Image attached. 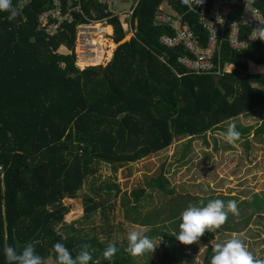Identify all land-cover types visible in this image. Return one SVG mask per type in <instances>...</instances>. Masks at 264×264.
<instances>
[{"label": "trees", "instance_id": "obj_1", "mask_svg": "<svg viewBox=\"0 0 264 264\" xmlns=\"http://www.w3.org/2000/svg\"><path fill=\"white\" fill-rule=\"evenodd\" d=\"M80 1L86 15L93 17L94 10L97 18L105 15L98 0ZM163 1H138L131 18L135 33L128 40L121 41L129 30L120 19H109L118 44L104 70L102 65L80 69L75 64V25L86 21L83 14L75 13L72 23L50 36L38 21L50 0H26L11 22L7 13L0 12V264H5V248L19 249L32 240L40 241L36 251L45 264H56L51 249L57 242L73 254L87 245L93 257L90 264H134L135 259L124 251L127 240L123 245L113 243L119 251L108 261L102 254L108 243L95 235L73 228L75 233L65 228L66 236L62 235L56 227L68 211L64 197H74L95 171L96 161L123 165L166 148L176 137L202 135L255 108L264 112V71L251 72L248 65L251 61L264 66V42L257 39L241 51L224 42L221 62L234 67L222 72L215 85L214 75L188 73L178 63L185 52L182 47L169 48L159 42L161 34L174 33L168 24L155 23ZM168 1L177 10H185L179 0ZM253 5L263 13L264 23V0ZM184 18L204 43L206 36L196 17L185 13ZM249 28L244 26L240 36ZM60 46L67 51L58 52ZM256 133L264 134V117ZM112 185L118 193V184L110 182L108 192ZM145 185L173 192L162 170ZM144 190H132L136 211ZM211 199L236 197L219 194L201 200L206 204ZM102 207V200L86 198L83 217ZM172 210L167 218L178 228L184 208ZM130 220L146 224L134 217ZM214 235L215 231L206 232L201 239L211 242ZM163 237L176 240L166 232ZM212 245L205 249L206 264H210ZM145 255L146 264L180 261L165 253L168 261L155 263Z\"/></svg>", "mask_w": 264, "mask_h": 264}, {"label": "rangeland", "instance_id": "obj_2", "mask_svg": "<svg viewBox=\"0 0 264 264\" xmlns=\"http://www.w3.org/2000/svg\"><path fill=\"white\" fill-rule=\"evenodd\" d=\"M164 3L161 6L168 10ZM118 18L124 29H127L126 17L119 15ZM107 26H111L109 33L104 30V33L90 40L93 48L95 46V57H81L82 43L79 38L74 39V53L77 56L75 64L80 69L91 65L106 66L112 59L118 43L114 39L113 25ZM131 33L134 31L129 30L121 41L128 40ZM96 42H102L103 45L97 46ZM111 43L115 47L108 58ZM57 51L67 50L60 46ZM250 68L251 72H259L252 64ZM263 117L261 108L252 109L224 121L219 128L207 130L202 135L193 138L176 137L166 148L123 165L96 161L95 171L87 175L74 197H64L62 200L68 211L63 222L57 225V230L66 236L65 228L75 233L70 229L73 228L89 236L95 235L105 243L123 245L129 231L145 228V234L157 244L152 255L148 253L155 263L167 262L166 253L171 258L180 259L178 264H206L203 257L207 244L226 240L234 234L245 241L256 257L264 255V134L256 133ZM232 123L241 132V139L229 145L220 134ZM160 170L167 176V186L173 189L172 193L145 185V181L156 176ZM107 182L117 183L119 192L116 185H112L108 192ZM140 187H145V190L136 204V211L133 208L135 200L132 190ZM219 194L236 197L239 215L229 214L227 221L215 230L211 242L200 239L199 243L186 246L177 240L163 237L164 232L172 234L178 231L177 226L167 218L171 217L173 207L177 210L185 209L189 201L199 203L205 197ZM88 197L102 200L103 207L84 218V200ZM131 217L145 221L146 224H134ZM185 255L190 259L185 258ZM146 260V255H143L135 258L134 264L149 263Z\"/></svg>", "mask_w": 264, "mask_h": 264}, {"label": "built area", "instance_id": "obj_3", "mask_svg": "<svg viewBox=\"0 0 264 264\" xmlns=\"http://www.w3.org/2000/svg\"><path fill=\"white\" fill-rule=\"evenodd\" d=\"M138 1L98 0L105 15L97 18L95 10L93 17L85 14L80 0H50V7L44 9L38 16L39 26L45 34L51 36L63 29L64 25L72 23L75 13L83 14L86 21L75 25V39L79 38L82 43L81 57L89 59L95 57V46L93 48L90 40L95 34L104 33L111 17L123 15L127 24L125 30L134 31L131 18ZM179 3L185 7L184 11L177 10L165 0L164 4L168 10L163 9L161 4L155 13V23L168 24L174 30L173 34H161L158 40L166 47L184 49L185 52L178 57V63L185 67L188 73L220 75L222 72H229L228 67L231 65L221 62L220 52L223 43L227 42L230 48L241 51L255 41L251 39L254 29L263 26L260 24L263 23V13L255 5L246 12L244 0H203L202 4H197V0H189L188 4L179 0ZM127 4L128 7H125ZM185 13H192L196 17L206 36L204 43H201L200 35L189 27L184 18ZM96 23H100L101 27L95 28ZM244 26L250 28L248 33L241 37ZM134 33H131L130 37ZM71 52L72 50H69V53Z\"/></svg>", "mask_w": 264, "mask_h": 264}, {"label": "clouds", "instance_id": "obj_4", "mask_svg": "<svg viewBox=\"0 0 264 264\" xmlns=\"http://www.w3.org/2000/svg\"><path fill=\"white\" fill-rule=\"evenodd\" d=\"M26 0H0V12L7 13L9 22L15 20ZM188 4L189 0H182ZM203 0H197L202 4ZM255 3V0H244L245 11ZM264 25V23H260ZM252 40L264 42V27L254 29ZM223 141L234 145L241 139V132L237 130L235 123L229 124L226 131L220 134ZM229 214L239 215V207L236 200L224 201L222 199H211L206 204L189 203L180 213L178 219V231L171 235L182 245H193L199 243L206 232L219 229L228 219ZM147 229L131 230L127 233V246L124 249L132 258L142 257L146 253L155 251L157 244L145 233ZM39 240H32L17 249L9 246L4 249L5 264H45L44 258L36 251ZM56 264H90L93 257L87 245H82L80 250L73 254L64 244L57 242L52 246ZM119 251L113 243H108L103 251L105 260L110 261ZM210 264H264V258L256 257L247 247L245 241L237 235L216 242L211 248Z\"/></svg>", "mask_w": 264, "mask_h": 264}, {"label": "bare ground", "instance_id": "obj_5", "mask_svg": "<svg viewBox=\"0 0 264 264\" xmlns=\"http://www.w3.org/2000/svg\"><path fill=\"white\" fill-rule=\"evenodd\" d=\"M95 28H99V27H101V24L100 23H96L95 24V26H94ZM109 28H111V26H105V30L109 33V31H108V29ZM112 31L110 30V33H111ZM113 33V32H112ZM94 36H98V34H96V35H94ZM99 37H101V36H99ZM94 43H95V41H94ZM105 43H106V41H105ZM103 45V43L102 42H96V44L95 45ZM115 47V45L113 44V43H111V49L109 50V52H108V58L111 56V54L113 53L112 51H113V48ZM107 58V59H108ZM110 61V60H109Z\"/></svg>", "mask_w": 264, "mask_h": 264}, {"label": "crops", "instance_id": "obj_6", "mask_svg": "<svg viewBox=\"0 0 264 264\" xmlns=\"http://www.w3.org/2000/svg\"><path fill=\"white\" fill-rule=\"evenodd\" d=\"M251 64H252V66L254 67V68H257V70H259V72H262V71H264V66L263 65H254L251 61L249 62V69H251L250 68V66H251ZM231 65V64H230ZM232 66V68L234 67L233 65H231Z\"/></svg>", "mask_w": 264, "mask_h": 264}, {"label": "water", "instance_id": "obj_7", "mask_svg": "<svg viewBox=\"0 0 264 264\" xmlns=\"http://www.w3.org/2000/svg\"><path fill=\"white\" fill-rule=\"evenodd\" d=\"M104 68H105V66H103V70H104ZM213 79H214L215 85H217L218 79H219V75H214Z\"/></svg>", "mask_w": 264, "mask_h": 264}]
</instances>
